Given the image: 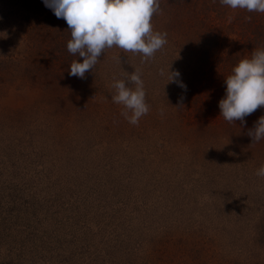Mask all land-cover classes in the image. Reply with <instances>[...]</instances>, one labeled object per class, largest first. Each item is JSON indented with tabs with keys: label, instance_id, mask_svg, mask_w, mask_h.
Instances as JSON below:
<instances>
[{
	"label": "rangeland",
	"instance_id": "1",
	"mask_svg": "<svg viewBox=\"0 0 264 264\" xmlns=\"http://www.w3.org/2000/svg\"><path fill=\"white\" fill-rule=\"evenodd\" d=\"M34 1L0 0V55H21L50 20L55 4ZM163 45L145 60L109 51L103 92H116L94 103L63 78L0 84V264L264 262V157L233 149L226 121L179 127L157 100L143 119L122 95L148 85L130 83V60L155 75Z\"/></svg>",
	"mask_w": 264,
	"mask_h": 264
},
{
	"label": "trees",
	"instance_id": "2",
	"mask_svg": "<svg viewBox=\"0 0 264 264\" xmlns=\"http://www.w3.org/2000/svg\"><path fill=\"white\" fill-rule=\"evenodd\" d=\"M48 1L55 4L45 13L50 20L22 40L21 55H0V84L8 86L17 76L24 83L42 78L43 85L63 78L85 90L83 102L94 103L101 93L116 92V87L103 92L109 51L145 60L152 40H158L170 49L164 63L153 58L160 72L146 75L138 60L126 68L130 83L148 84L122 92L127 101L129 95L137 99L134 113L146 119L144 111L157 100L179 127L226 121L237 130L232 148H251L257 162L263 159L264 0ZM219 140L230 144L225 133ZM257 226L256 240L264 245V222Z\"/></svg>",
	"mask_w": 264,
	"mask_h": 264
}]
</instances>
